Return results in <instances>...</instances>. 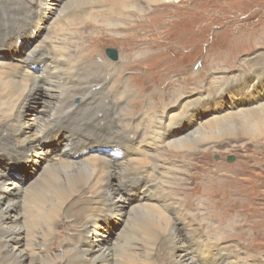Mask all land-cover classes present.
<instances>
[{
	"label": "bare ground",
	"instance_id": "1",
	"mask_svg": "<svg viewBox=\"0 0 264 264\" xmlns=\"http://www.w3.org/2000/svg\"><path fill=\"white\" fill-rule=\"evenodd\" d=\"M153 1L156 6L176 5L182 0ZM195 1L208 5L219 2ZM105 3L109 7L102 9ZM48 4V0H37L34 5L0 0V264H246L240 261L239 249L226 253L222 245L202 243L199 227L180 232L182 225L178 226L181 223L175 214L186 213L178 207L180 200L171 202L175 191L159 173V160L164 159L154 157L149 146L141 144L140 133L148 124L151 141L168 148L167 154L186 159L227 140L264 141V63L260 64L261 72L247 77L224 76L207 82L205 88L200 81L205 74L176 79L165 90V96L177 99L176 104L160 105L153 111L151 105L157 99L148 97L137 112L133 108L136 91L148 93L151 88L145 90L146 85L157 79L154 71L165 64L156 61L151 67L141 66L149 71L124 82L118 75L125 62L122 59L117 64L97 63L95 54L75 58L70 51L64 58L57 52L65 50L64 44L57 48L63 39L52 38L64 27L53 20L55 26L50 23L45 30L51 18ZM90 5L76 11L85 15L78 14L67 27L79 28L86 20L96 23L116 12L115 7H127L124 0H98ZM70 12L75 10L65 16ZM171 23L163 22L159 35ZM164 50H160L162 54ZM218 69L215 66L209 72ZM137 81L142 83L137 90L127 84ZM37 91L43 92L45 101L39 115L28 122L25 105ZM105 93H111L108 103L102 98ZM77 95L80 104L70 106ZM187 95L196 97L185 102L178 99ZM253 101L256 106L250 107ZM147 110H152L153 116ZM131 130L135 135H129ZM49 152L53 158L48 157ZM33 159L44 161L43 166L27 182L26 189L15 191L20 183H8L3 168L6 165L8 173L17 178L22 171L19 163L29 164ZM187 164L178 169L177 165L169 166V177L177 176V185L183 182L176 179L180 172L185 173ZM204 178V185L215 189L211 176ZM222 193L216 190L210 196L211 207L223 201ZM119 215L121 221L117 220ZM112 220L119 231L116 245L109 246L104 243L105 229ZM66 223L63 254H56L52 251L56 232ZM90 237L94 241L88 245ZM120 242L124 244L118 245Z\"/></svg>",
	"mask_w": 264,
	"mask_h": 264
},
{
	"label": "rangeland",
	"instance_id": "2",
	"mask_svg": "<svg viewBox=\"0 0 264 264\" xmlns=\"http://www.w3.org/2000/svg\"><path fill=\"white\" fill-rule=\"evenodd\" d=\"M23 1L28 5H34L37 2V0ZM50 1L48 0L47 10L50 12L51 18L49 23L46 21L45 30L55 20H58V25L64 27H62L65 29L62 33L52 35L53 39L55 37L63 39L62 43L57 44L59 45L57 48L64 44L65 50L57 49V52L64 58L72 52L75 58L76 56L82 57L83 53L95 54L97 63L117 64L122 62V59L125 62L118 75L121 74L124 82L130 81L139 72L145 75L146 71H149L145 68L140 69L141 66L151 67V64L156 61L165 64L162 69L154 71L157 79L146 85L145 90L151 88L148 93L136 91L137 100L133 108L137 112H141L143 101L148 97L157 99L156 104L151 105L152 108L154 107L153 111L160 105L176 104L177 99L175 101L173 98L165 96L167 85L176 79L206 75L213 67L219 66L220 69L209 72L207 77L205 75L200 77L202 87L205 88L207 82L211 83L218 78L225 79L227 77L228 79L243 74L247 77L249 73L261 72L260 64L264 63V0H219L213 5L195 0H182L176 5L165 3V5L156 6L153 5V0H124L127 7L120 10L115 7L116 12L110 16L106 14L98 22L92 24L86 20L79 24V28L67 27V25L75 22L77 16L85 15V12L76 13V11L87 9L91 6L90 4L98 0ZM104 5L101 7L102 9L109 7L107 3ZM97 6L94 5V9H97ZM71 10H75V13L70 12V15L65 16ZM87 21L88 24H86ZM166 21L172 23L163 29L162 35H159L160 28ZM53 25L55 26V24ZM95 32L100 33L95 35ZM80 41L86 42V45L85 43L82 45ZM97 43L103 44V46L99 47ZM107 49L117 52V61H112L106 56ZM161 49H165L163 54ZM118 75L111 77L112 82ZM127 84H131L136 90L138 87L142 88L141 81ZM212 87L211 84V89ZM108 90L109 88L107 92ZM133 95L130 97V102L134 99ZM45 97L42 91H37L36 95L26 103L24 114H26L28 122H33V116L42 109ZM110 97L111 93L108 95L105 93L102 96L106 103ZM195 97L187 95L178 99L182 98V102H185ZM78 98V95L75 96L70 101V106L77 107L80 104ZM256 101H253V104L250 103V107L256 106ZM121 106L122 103H119V107ZM146 106L150 105L146 103ZM129 107L132 109L131 106ZM149 110L147 112L151 117L153 112ZM161 116L163 115L161 114ZM151 131L152 128L146 124L145 130L140 133V142L142 145L149 146L148 150L153 153L154 157L164 159L160 158L159 162L167 161L166 163L160 162L158 170L161 175L163 174L162 178L170 184L169 189L175 191L173 193L175 196L171 195V198L173 197L171 202L180 200L181 205L178 203L179 206H177L186 213L183 216L175 214L177 222L181 223L178 226L182 225L180 232L185 233L192 227V229L199 227L200 234L198 236L202 243L222 245L226 253L236 252L239 249L240 261L243 263L257 264L258 261L263 260L264 264V141H250L247 138L227 140L208 152L199 153L191 159H186L181 155L167 154L168 148L164 145L161 148L156 140H150ZM129 135H135V130H131ZM17 150L18 147L15 146L14 151ZM44 150L48 151L49 149L45 148ZM41 153L43 154V150ZM162 153L166 154V158ZM48 157L53 158V155L49 152ZM229 157H234V163H227ZM43 162L33 159L32 163L25 164L21 161L19 163L22 169L21 176L17 178L8 173L5 165L3 169L8 183L13 181L20 183L15 191L26 189L27 182H30L34 175L40 171ZM175 162L176 164H174ZM188 162L191 166L187 164ZM172 164L177 165L176 169L187 164L185 173H183L184 171L180 172L176 179L184 183L181 182L180 185H177V182L174 181L177 176L170 179L172 170H169V166ZM204 175L211 176L210 183L215 189L204 185L207 181ZM186 182L190 184L187 185ZM218 184L222 186L218 187ZM216 190L223 191L224 199L221 198L223 201L219 205H214L215 208H213L208 200L213 202L210 196H213ZM233 198L234 200H231ZM173 207L176 206L173 205ZM208 213H211V216ZM192 216L195 218L190 224ZM116 217L120 221L123 219L121 215ZM77 218L79 219L80 216ZM71 219H75V217ZM66 226L67 223L63 224L56 232L52 245V251L56 254H63L65 246L63 236H66ZM105 231L107 239L104 243L107 242L109 246L116 245L117 240L115 239L119 227H115L113 220L107 224ZM93 241L94 238L90 237L87 244L90 245ZM122 243L120 242L118 245ZM26 244L27 242L24 240V246ZM112 252L114 253V250Z\"/></svg>",
	"mask_w": 264,
	"mask_h": 264
},
{
	"label": "water",
	"instance_id": "3",
	"mask_svg": "<svg viewBox=\"0 0 264 264\" xmlns=\"http://www.w3.org/2000/svg\"><path fill=\"white\" fill-rule=\"evenodd\" d=\"M105 53H106V56H107L110 60H112V61H117L118 56H117V52H116L115 50L107 49V50L105 51ZM233 162H234V157H229V158L227 159V163H233Z\"/></svg>",
	"mask_w": 264,
	"mask_h": 264
}]
</instances>
